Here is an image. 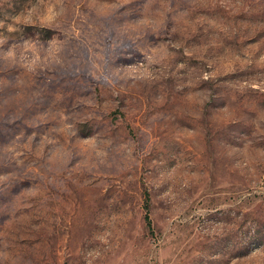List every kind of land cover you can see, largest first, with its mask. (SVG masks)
<instances>
[{"label": "rangeland", "instance_id": "obj_1", "mask_svg": "<svg viewBox=\"0 0 264 264\" xmlns=\"http://www.w3.org/2000/svg\"><path fill=\"white\" fill-rule=\"evenodd\" d=\"M0 264H264V0H0Z\"/></svg>", "mask_w": 264, "mask_h": 264}, {"label": "trees", "instance_id": "obj_2", "mask_svg": "<svg viewBox=\"0 0 264 264\" xmlns=\"http://www.w3.org/2000/svg\"><path fill=\"white\" fill-rule=\"evenodd\" d=\"M144 220L149 230L152 229L151 227V220L149 217V204H148V195L145 196V204H144ZM152 231V230H151Z\"/></svg>", "mask_w": 264, "mask_h": 264}]
</instances>
